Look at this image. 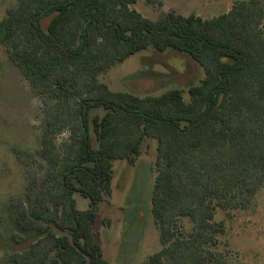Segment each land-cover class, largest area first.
<instances>
[{
  "label": "trees",
  "instance_id": "obj_1",
  "mask_svg": "<svg viewBox=\"0 0 264 264\" xmlns=\"http://www.w3.org/2000/svg\"><path fill=\"white\" fill-rule=\"evenodd\" d=\"M137 1L16 0L0 19V45L43 111V170L30 165L25 193L9 200L14 236L28 242L0 264H111L94 227L99 205L114 161L135 166L147 138L157 140L151 211L162 246L141 264H241L222 238L264 187V0H233L209 18H150ZM148 48L190 55L203 78L145 95L101 79Z\"/></svg>",
  "mask_w": 264,
  "mask_h": 264
},
{
  "label": "rangeland",
  "instance_id": "obj_2",
  "mask_svg": "<svg viewBox=\"0 0 264 264\" xmlns=\"http://www.w3.org/2000/svg\"><path fill=\"white\" fill-rule=\"evenodd\" d=\"M16 0H0V19ZM148 4L138 0L133 7L150 18L162 11L176 10L209 18L228 11L233 0H161ZM50 17L43 22L46 27ZM204 76L202 66L190 55L176 49L158 51L154 48L131 55L101 76L113 90L139 95L158 94L169 88L187 89ZM42 103L31 91L28 80L10 61L0 45V262L12 248H21L28 241H19L15 217L9 200L13 194L25 193L27 168L36 166L41 146ZM67 133L57 136L59 143ZM157 159V140L147 138L143 153L135 166L125 160L114 161L113 192L99 205L94 227L105 257L111 264H141L149 255L160 250V233L151 211ZM78 207L86 209L89 200L75 194ZM226 217L218 211L217 220ZM230 242L238 252L241 264H264V187L251 209L237 211L226 221ZM25 231V230H24ZM28 232V231H27Z\"/></svg>",
  "mask_w": 264,
  "mask_h": 264
},
{
  "label": "water",
  "instance_id": "obj_3",
  "mask_svg": "<svg viewBox=\"0 0 264 264\" xmlns=\"http://www.w3.org/2000/svg\"><path fill=\"white\" fill-rule=\"evenodd\" d=\"M53 227H55V228H57L56 226H53ZM58 229V228H57ZM62 233H67V232H64V231H62V230H60Z\"/></svg>",
  "mask_w": 264,
  "mask_h": 264
}]
</instances>
